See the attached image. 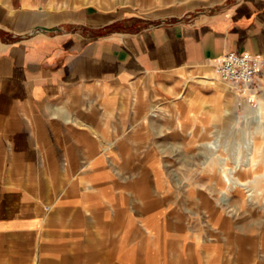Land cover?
Returning a JSON list of instances; mask_svg holds the SVG:
<instances>
[{
  "label": "crops",
  "instance_id": "obj_1",
  "mask_svg": "<svg viewBox=\"0 0 264 264\" xmlns=\"http://www.w3.org/2000/svg\"><path fill=\"white\" fill-rule=\"evenodd\" d=\"M229 51L264 56V0H0V264H129L127 228L144 240L146 221L160 261L171 237L162 217L127 214L143 187L117 165L122 147L111 151L129 138L112 127L127 97L137 101L139 80L189 66L207 65L187 88L208 86L227 107L230 83L209 79ZM263 87L264 72L250 91ZM233 91L253 106L264 97ZM220 176L219 204L231 208L241 187ZM253 190L264 193V184ZM212 219L218 237L234 234L228 217ZM197 237L207 254V237ZM259 240L248 264H264V231Z\"/></svg>",
  "mask_w": 264,
  "mask_h": 264
},
{
  "label": "rangeland",
  "instance_id": "obj_2",
  "mask_svg": "<svg viewBox=\"0 0 264 264\" xmlns=\"http://www.w3.org/2000/svg\"><path fill=\"white\" fill-rule=\"evenodd\" d=\"M206 66L185 67L153 80L143 77L135 84L136 92L140 93L137 94V101L135 94L127 97L128 105L121 126L112 127L113 133L129 138L118 139L111 151L115 153L119 145L122 147L117 165L123 168L129 183L133 184L136 180L143 187L137 194L138 200L128 204L127 214L139 216L138 220L142 215L145 220L162 217V232L171 237L167 239L165 254L160 256L159 261L157 240L145 233L155 232V225L149 221L144 223V240L143 236L139 238V230L136 233L134 224L128 226V248L134 250L131 255L129 251V264H248V249L253 246L258 248L261 242L264 195H260L255 203H249L245 201L249 198V191L241 187L232 193L233 207L221 206V187L214 183L218 172L213 174L208 170L212 161L209 159L211 152L203 145L205 140L216 141L220 145V153L229 158L230 166L238 159L245 162L251 141L262 139L261 135L255 134L257 113L254 111L246 116L245 97L240 98L231 91L232 95H228L231 102L224 107L220 100H215L217 96L208 86L191 81L193 90H189L184 80L201 75ZM215 69L218 67L214 66ZM176 92L185 94V101L181 98L180 103L183 104H177L178 110H172L171 101ZM246 92L256 98L264 93V87L260 92ZM259 102L253 106L256 101L252 100L251 105L249 100L252 109H256ZM153 106L157 107L151 110ZM150 152L153 156L148 157ZM263 168L256 170V174L261 173ZM219 174L220 182L228 185L222 173ZM254 175L255 171L246 170L238 177L254 191L261 185L259 180L252 181ZM136 204L137 209L134 210ZM233 208L234 211L231 210ZM215 211L233 221L231 231L234 234L225 235V239L218 237L215 232L218 225L212 219ZM135 233L142 243L141 248L135 244ZM197 236L207 237L211 252L208 250L206 254L198 244L194 245L199 238ZM223 248L226 251L222 255L210 254L214 253L213 249L221 252ZM229 253L231 255H227Z\"/></svg>",
  "mask_w": 264,
  "mask_h": 264
},
{
  "label": "bare ground",
  "instance_id": "obj_3",
  "mask_svg": "<svg viewBox=\"0 0 264 264\" xmlns=\"http://www.w3.org/2000/svg\"><path fill=\"white\" fill-rule=\"evenodd\" d=\"M219 65V63H218ZM216 65V67H218ZM211 82H226L229 83L221 77L219 70L215 69L213 77L209 79ZM205 82V81H204ZM231 84V83H230ZM230 84L228 85V90L237 95L233 91V86ZM184 94L180 95L179 98H184ZM238 98L237 96H235ZM245 102V110H246V116H249L250 113L256 111V121H255V134L257 136H262V139H253L248 147V153H247V159L245 162H241L239 159L237 161H234L232 166L229 165V158L226 156H223L220 153V145L216 143V141H204L203 145L211 152V156L209 159H211V163L209 166L210 172H221L223 176V180L225 183L228 185H235V186H240L244 187V189H249V198L252 201H257L260 195H264L262 191H252L247 185V182H244L238 177V174L243 171H255L254 179L252 181H260L261 185L264 184V168L261 173L256 174V170L261 168L262 166L264 167V115L262 106H264V98L260 99L259 106L256 109H252V107L249 104V100L247 97L244 99ZM177 106V105H176ZM227 113H230L227 111ZM235 124V123H234ZM207 150V151H208ZM240 152H238V158H239ZM232 159V158H231ZM250 181V180H249ZM251 182V181H250ZM228 195V192L225 193ZM264 198V196H263ZM224 201L226 202L228 198H223ZM225 204V203H224Z\"/></svg>",
  "mask_w": 264,
  "mask_h": 264
},
{
  "label": "built area",
  "instance_id": "obj_4",
  "mask_svg": "<svg viewBox=\"0 0 264 264\" xmlns=\"http://www.w3.org/2000/svg\"><path fill=\"white\" fill-rule=\"evenodd\" d=\"M218 70L223 80L240 91L250 90L258 75L264 72V56L249 52L229 51L218 62Z\"/></svg>",
  "mask_w": 264,
  "mask_h": 264
}]
</instances>
